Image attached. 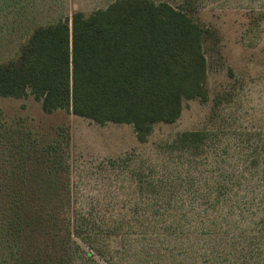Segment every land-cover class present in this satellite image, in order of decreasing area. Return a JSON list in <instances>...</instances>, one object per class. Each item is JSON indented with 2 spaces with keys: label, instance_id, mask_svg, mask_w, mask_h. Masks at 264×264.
Here are the masks:
<instances>
[{
  "label": "trees",
  "instance_id": "trees-1",
  "mask_svg": "<svg viewBox=\"0 0 264 264\" xmlns=\"http://www.w3.org/2000/svg\"><path fill=\"white\" fill-rule=\"evenodd\" d=\"M205 33L166 2L115 0L88 15L77 11L36 27L16 59L0 63V98L31 96L44 113L130 125L145 144L155 124L178 119L183 100L206 99ZM223 136L176 134L158 146L166 158L130 171L132 191L122 185L111 193L118 209L61 208L57 217L66 228L57 237L72 238L77 248L87 236L96 256L113 252L130 264H264V126L236 130L232 140ZM56 139L41 150L48 169L43 198L54 188ZM130 159L108 165L125 169ZM22 196L12 192L0 213L12 236L40 214ZM102 236L124 243L113 250Z\"/></svg>",
  "mask_w": 264,
  "mask_h": 264
},
{
  "label": "rangeland",
  "instance_id": "rangeland-1",
  "mask_svg": "<svg viewBox=\"0 0 264 264\" xmlns=\"http://www.w3.org/2000/svg\"><path fill=\"white\" fill-rule=\"evenodd\" d=\"M113 1L0 0V63L15 60L36 27L70 18L77 11L88 15ZM152 1L185 11L206 29L202 40L206 99L183 100L178 119L155 124L147 142L139 144L130 125H98L64 110L44 113L31 96L0 98V213L14 191L23 192L28 208L40 210L38 219L24 224L16 236L9 230L10 223L0 219V264L132 263L130 257L121 259L113 252L112 257L109 252L103 259L96 256L87 247V236L76 242L77 248L72 238L57 237V231L66 228L57 212L64 206L78 211L110 204L118 209L111 193L117 195L122 185L125 191L133 188L130 171L141 161L146 165L166 158L158 146L170 143L180 132L219 131L232 140L236 130L264 126V0ZM55 139L57 171L52 170L57 174L52 196L43 198L48 169L41 150ZM128 154L131 161L125 169L108 165L111 161L119 165ZM37 159L43 164H37ZM99 238L113 250L124 243L112 236Z\"/></svg>",
  "mask_w": 264,
  "mask_h": 264
}]
</instances>
